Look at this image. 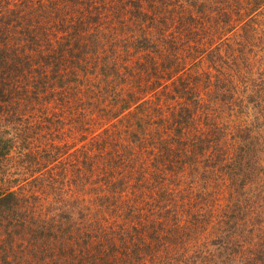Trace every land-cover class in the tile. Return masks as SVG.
Here are the masks:
<instances>
[{
    "label": "trees",
    "instance_id": "obj_1",
    "mask_svg": "<svg viewBox=\"0 0 264 264\" xmlns=\"http://www.w3.org/2000/svg\"><path fill=\"white\" fill-rule=\"evenodd\" d=\"M69 2L74 7L72 10L76 12V15L69 17L71 10L65 12L63 17L51 20V17H55L58 11L63 12L64 8L60 10L59 5V3L62 5V2L0 0L1 122L5 121V124H9L14 120L19 124L29 125L34 121L22 122L23 120H20L21 111L29 112L36 118L34 115L38 108L42 112L47 109L43 106L38 107L37 101L41 98L40 87L43 89L42 92L47 94L45 99L49 98V90L46 89L49 69L46 72V67L54 68L53 72L56 73V67L59 65L51 66L48 63L52 61L51 56L63 52L65 46L71 43L75 36L77 41H80L89 24L97 18L94 17L97 14H93V12H101L105 4V2L97 3L93 0H69ZM23 3L25 8L21 6ZM246 3L250 4L247 13H245V9H241ZM263 3L264 0H222L221 2L203 0L196 8H186L184 13H182V9H176L173 6L168 8V11L165 7L157 8L158 17L160 12L163 15L167 12V19L162 24L161 31L165 33L169 30L167 33L169 39L163 40V43L168 44L165 48L158 50V47H155L158 42H153L157 41L153 39V36L157 34L154 31L160 23L146 22L143 11H140L135 26L132 27L133 31L122 38V52H128L132 46L139 54L136 59L126 61V65L131 69V74L148 75L149 78H146L145 82L149 86L150 83L160 86L161 93H163L161 100L156 95L155 97L147 95L148 91H146L142 95L144 100L139 102L141 98L136 97V93L130 91L129 95L123 94L113 102L114 109L109 113L107 121L98 125L84 118L88 104L86 100L92 95L89 93V88L92 84L98 85L91 79V75L98 74V69H102L104 78L108 80L110 75L117 72V66L115 63L110 65L89 63V61H93V58H90L89 61L85 59V49L86 52L90 50L86 44L80 46L79 50L70 49L72 55L70 65L72 67L67 69L66 77H61V69L58 71L59 81L73 80L80 83L85 79L88 89L81 88L71 95L75 107L79 109L71 118L78 116L80 122L78 125L68 122L63 124H70L74 129L71 134L73 141L63 140V143H57L47 152V171L53 175H55L53 172L58 174L57 177H52L54 179L52 182L60 185L63 189L64 178L66 174H70V183H80L84 187L87 182H90V177L96 173L98 175L97 182L103 184V178L106 187H108L107 189L104 187L106 193L101 197L102 202L108 199L111 210L118 212L121 207L128 206L131 201L129 195L124 196L122 193H117V190L122 191L126 188V194L129 193V190L127 185H122V178H119L121 181H114L109 176H99L97 173L100 165L103 167L104 164L112 163L109 168L103 167L106 175L109 173L112 175L118 167L115 164L117 160L112 157L103 158L107 151H97L98 145L103 141L102 136L105 134L101 131L96 132L97 128L109 131L115 129L129 136L130 143L134 145L129 147L132 152H143V136L151 133L153 135L150 141L151 148L157 151L156 158H163L164 155L170 157L172 153L174 155L182 154L183 159L191 164H197L198 157L202 158L206 153H209L210 156L213 155L211 157L213 161L226 160L225 155L221 157L218 147L223 148V141H226L227 135L230 136L232 133L234 142L236 141L237 145L241 146L242 151L237 153L230 163H226L230 180L227 199L232 204V212L226 213L225 210L218 212L219 208L211 212L213 216L218 215L217 219L223 223L221 233L216 239L219 242L220 251L215 255L213 264H246L245 253L243 252V256L239 253L237 257L236 251L242 243L238 236H243L246 233L252 237L250 232L256 235L257 241H255V252L251 253L248 261L252 264H264V207L253 203L255 197L250 198L252 196V194L248 195L250 186L246 185L250 179L259 180L264 188V161H262L264 159V57H258L253 60L256 63L254 66H248L250 60L253 59L251 56L255 52V46L264 45V32L260 33L259 37L257 28L260 27L256 24L262 22V26L259 25L263 28L261 30H264V17L263 20L258 21L254 19L255 15H252L253 10L256 11ZM49 4L50 9L55 12H48ZM117 5V2L111 5L112 13L115 15L118 11L116 10ZM138 5L143 7L140 2ZM146 9L144 12H148V8ZM185 18L193 22L187 21ZM197 19L201 20L200 26H196L198 25ZM170 20L173 21L172 24H168ZM179 31L182 32V35ZM76 45L78 44L76 43ZM73 46L70 48L73 49ZM190 49L193 53L204 52L208 57L207 63L203 64L202 60L193 62L182 73L175 72L178 74L177 76L165 77L163 75L160 81L150 77L156 73L151 70V65L144 58V50L153 57H160L156 52L161 50L171 54L175 53V50L180 53ZM50 51L51 54H47ZM90 51H94L95 54L99 52L96 48ZM169 64H171L170 61ZM182 66L184 67V65ZM201 85H205L206 96L210 94L220 101L212 100V103H207L209 98L206 96H204L206 97L204 100H201L202 97L194 95L195 87ZM173 98H177V103L171 102ZM230 98L233 103H237L236 106L219 107L225 105V102ZM156 100L161 105H158ZM21 101H24L23 105H21ZM135 103L137 104L134 105ZM202 105L204 108H199ZM234 108L240 109L245 118L233 120L231 117V122L228 121L225 125L216 123L215 130L223 136L222 140L219 141L218 138L210 136L202 129L203 124L200 122L203 121V116L209 114L220 117L223 109L232 111ZM232 114L234 115V113ZM49 119L51 120V117ZM21 126L20 128L15 126L16 130H14L12 138L5 137L0 133V161L3 157L8 156L13 147H26L27 150H31L29 140L33 138V131H30L31 128L28 126ZM9 127L13 128L10 125ZM202 131L205 133L203 134ZM117 152L121 151L118 149ZM216 153L219 155H215ZM114 154L118 155L115 152ZM49 157L53 159H49ZM57 157L59 161L50 166ZM131 161L134 165L136 162L134 154L131 155ZM217 162L216 166L219 163ZM136 164H140L139 159ZM175 171L180 170L176 168ZM217 183L220 184L219 181ZM223 189L224 187L219 199L214 197L218 199L215 205L222 204L220 197ZM111 192L113 193L110 196ZM60 194L59 191L57 199L62 202ZM262 195L264 197V192ZM23 197L18 195L12 184L6 183L0 162V264H42L43 261H46L47 264H61V256L58 253L55 254L54 248L53 250L51 247L49 250L47 249L43 234H54L51 227L52 220L62 221L63 217L71 218L68 205L66 208V203L65 205L60 203L58 208L48 210L49 205L47 204V218L38 219L42 210L38 206L39 210H36V207L28 210L22 203V200L28 197ZM214 198L213 200H215ZM171 202L172 200H168V194L165 193L160 203L149 206L148 214L154 213L155 216H159L162 212L173 211L175 208L170 206ZM262 202L264 203V199ZM132 207L133 205L130 204V209L122 210L121 215L123 214L129 219L128 212L132 210ZM247 217L251 220L254 219L255 226L250 227ZM3 219L6 221L5 223H3ZM45 220H47V224ZM187 224L186 222L178 223L174 229H169L165 236L166 243L181 242L183 233L188 230ZM11 225L13 227H10ZM57 227L61 229L62 225L58 224ZM145 229L143 235L140 233L137 235L138 241L133 245H130L128 240L130 229H126V233L118 235L120 242L126 238V245L123 246L126 247L125 257L130 263L133 253L136 262L146 264L147 260H151V264H165V260L158 256L159 250L163 247L168 251L166 258H171L172 248L170 247L173 245L169 246L165 244V241L161 245L162 235L158 225L150 224ZM162 229L164 230L165 227ZM225 230L226 232H224ZM258 235L259 237H257ZM232 243L238 244L232 246ZM160 245L161 247H159ZM235 247L237 248L234 249ZM199 252V248L195 249L194 258L192 255H188V258L180 261L181 264H199ZM209 255L210 252H205L201 263ZM103 259H105L103 264H119L117 259L110 258L109 255Z\"/></svg>",
    "mask_w": 264,
    "mask_h": 264
},
{
    "label": "rangeland",
    "instance_id": "obj_2",
    "mask_svg": "<svg viewBox=\"0 0 264 264\" xmlns=\"http://www.w3.org/2000/svg\"><path fill=\"white\" fill-rule=\"evenodd\" d=\"M22 1V0H21ZM38 1L39 0H30ZM62 2L60 5V10L63 12H57L55 17H51V20H55L58 17H63L66 13L71 11L74 7L69 2V0H49ZM97 3H104L101 12H93L94 17H97L92 23L89 24L87 31L84 36L81 37L80 41H77L76 36L71 43L66 45L63 52L59 55H52L51 66L59 64L57 72H53L54 68L49 66L46 67L48 71V82L47 88L49 90V98L47 94L45 95L43 89L40 87V99L38 102V107H47L43 112L41 109H37L36 118L29 112L21 111L20 120L22 122H30L29 125L23 123V125L18 121H11L9 124H5L0 121V133L5 137L12 138L15 126L23 127L28 126L30 131H33V138L29 140L30 149L27 150L26 147L19 146L13 147L6 158L1 159V165L3 170V176L6 183L13 185L16 192L20 196L28 197L22 200L23 205L28 208V210L41 209L42 213L38 219L47 218V204L48 210L58 208L60 203L65 205L71 213V218H62V221H51L53 235L43 234L46 239L47 249L51 247L54 248L55 254L61 256V264H103V257L115 258L118 260L119 264L126 263H137L143 264L141 262L134 261V255L130 257V263L125 257L124 250L126 247V238L122 239L118 235L120 233H126V229H130V237L128 238L130 245H133L138 241V234L144 233L145 228L150 224L158 225L160 227V233L162 235L160 242L161 245L165 241V244L172 246L171 258H166L167 252L161 245L159 247L158 256L164 259L165 264H181V260L188 258V255H192L195 249L200 250L198 259L199 264L202 261V256L205 252H210V255L201 264H213L215 255L220 251L218 247L217 237L220 235L223 223L217 219V216L211 214L212 211L220 209L218 212H232V204L229 203L228 197V186L230 184L229 174L226 169V163H230L233 157L240 153L241 146L237 145V142L233 140L232 133L230 136L227 135L228 139L223 141V148L218 147L220 155L226 156V160L222 159V162L218 160L213 161L209 153L203 154L202 158L199 156L196 163L191 164L190 162L183 159L182 154L174 155L171 154L170 157L156 158V150H153L151 145V139L153 135L151 133L143 136V152H132L131 148L134 146L131 144L129 136L120 133L117 130H104V128H97L96 132L105 133L102 136L103 141L98 145L97 151L106 152L103 158L112 157L117 160L116 172L112 175L105 172V167L109 168L112 163L104 164L103 167L100 165L97 169V173L100 175L109 176L111 180L121 181L122 185L128 186L129 193H125L124 190H117V193H122L124 196L129 195L128 206L121 207L120 211L113 212L109 205L110 201L102 202L101 197L106 193L105 180L102 178L103 184L97 182L98 175L94 173L90 177V182H87L83 187L80 183H70L71 175L66 174L63 183V189L60 185L53 183L52 177H57L58 174L53 172L55 175L47 171V152L50 151L57 143H63V140L73 141L71 134L73 130L70 124L64 125V122L71 124H77L80 122L78 116L71 118L78 112V108L75 107L74 100L71 95L74 91L81 88L88 89V84L84 79L80 83H76L73 80L62 82L59 81L58 71L61 69V77L67 76V69L71 68L70 65L72 55L71 50H79V47L86 44L87 47L92 49H98L99 52L96 54L94 51L88 50L84 52L85 59L89 61L93 58V61L89 63L96 65H110L115 63L117 66V72L108 77V80L104 78L102 69H98V74L91 75V79L95 81L96 84H92L89 88V93L92 94L87 98V107L85 110L84 118L89 120L95 125L105 123L109 116V113L114 109L113 102L121 97L123 94L129 95L130 91L136 93V97L141 98L139 102L144 100L142 96L147 92V95L155 97V95L161 100L162 94L160 86L157 84H151L150 86L145 82L149 78L146 74L134 75L131 74V69L127 67L126 61L130 59H136L139 54L130 46L128 52H122L123 41L122 38L128 36L135 26L136 18L140 11H143L144 20L146 22H151L159 24L158 28L154 33L153 39L158 42V49L165 48L168 43L163 40L169 39L167 30L165 33L161 31L162 24L167 19L165 12L164 15L157 12V8L161 9L165 7L168 8L182 9V13L186 8H196L197 5L203 2V0H93ZM143 7H141L139 2ZM222 0H213V2ZM118 3L116 10H118L116 15L112 13L111 5ZM165 3V4H163ZM11 4V3H10ZM163 5V6H162ZM24 6V3L21 4ZM250 4H244L241 9H245V13L248 12ZM109 7V8H106ZM148 8V12L146 11ZM253 9V8H252ZM243 11V10H242ZM255 15L254 19L260 21L264 17V3L259 8L253 10ZM252 11V12H253ZM48 12H55L50 9ZM244 13V12H243ZM250 13V12H249ZM76 15V12L72 10L69 13V17ZM251 15V16H252ZM49 16H51L49 14ZM164 17V18H163ZM187 21H191L188 18ZM197 21L196 26L201 25V20ZM193 22V21H191ZM173 21H169L168 24H172ZM188 24V23H186ZM260 28H257L260 33L263 34L264 30L262 22L256 23ZM132 28V29H129ZM180 35L182 32L179 31ZM165 40V41H166ZM76 43L78 45H76ZM201 44V43H199ZM74 45V46H73ZM74 47L73 49L70 47ZM76 47V48H75ZM71 49V50H70ZM156 50V51H157ZM162 52V53H160ZM47 54H51L47 52ZM119 54V57H117ZM160 57H153L147 54V51H143V56L150 66L151 70L156 73V75H150V77L157 78V81L162 80V76L175 77L182 73L186 68L190 66L191 63L196 61H203L207 63V55L204 52L193 53L190 50H185L183 52H177L168 54L167 51L156 52ZM200 56V57H199ZM253 59L250 60L248 66H254L256 63L253 60L264 57V45L255 46V52L252 53ZM201 58V59H200ZM83 59V58H82ZM81 59V60H82ZM84 59V60H85ZM169 61L171 64H169ZM184 65V67L182 66ZM176 70V71H175ZM179 71V72H178ZM175 72H178L176 74ZM214 72V71H213ZM63 80V78H62ZM67 87V88H66ZM150 87V88H149ZM205 85L196 86L194 90V95L202 97L204 100L206 97L209 98L207 103H212L213 101H220L214 98L212 95L206 96ZM206 96V97H204ZM86 98V97H85ZM211 99V100H210ZM177 98H173L172 103H177ZM138 102V103H139ZM158 105H161L156 100ZM24 101H21V105ZM135 103L134 105H136ZM237 103H233L231 98L225 102V105L219 106L223 108L227 105L236 106ZM199 108H204L200 106ZM239 112L238 114H236ZM253 112V111H252ZM234 113V115L232 114ZM254 113V112H253ZM30 116V117H29ZM249 116V115H248ZM51 117V120L49 119ZM231 117L233 120H242L245 118L244 113L240 109H235L232 111H227L223 109V113L220 117H214L212 115L203 116V121L200 122L202 129L209 133L210 136L216 137L222 140L221 135L215 130V124L221 123L225 125L231 122ZM15 126H14V125ZM7 125V126H6ZM12 126L13 128L9 127ZM124 129V128H123ZM201 131V130H198ZM204 134L205 132L202 131ZM31 137L32 135L29 134ZM225 140V138H223ZM19 142V140H17ZM18 147V148H17ZM121 152H117V150ZM113 151V152H112ZM117 153L118 155L113 153ZM134 154L136 157V162L139 159L140 164H132L131 155ZM109 155V156H108ZM219 155V154H215ZM141 158V159H140ZM49 159H53L49 157ZM58 159V157H57ZM54 159V162L50 164L53 166L59 159ZM203 160V161H202ZM119 161V163H118ZM164 161V162H163ZM219 163H218V162ZM235 161V160H234ZM264 161V159H262ZM218 163V166L215 163ZM114 164V165H115ZM184 166V168H182ZM61 168V166H60ZM178 168L180 171H175ZM218 168V169H217ZM144 171V172H142ZM217 181L220 182L218 185ZM246 185L250 186L248 189V195L252 194L250 198H254V204L257 203L259 206L264 207L262 202L264 188L259 180H248ZM223 189V193L220 199L222 204L215 205L218 202L220 193ZM230 187V186H229ZM108 187H106L107 189ZM65 189V191H64ZM60 191L62 202H59L57 197ZM113 192L110 193V196ZM168 194V200H172L170 206L175 208L173 211L165 213H160L159 216H155L154 213L148 214V208L151 204L160 203L164 194ZM227 194L226 196H224ZM214 197H218L215 199ZM24 198V197H23ZM213 198L215 200H213ZM102 202V203H101ZM45 203V205H43ZM130 204L133 205L132 210L129 213V219L121 215V211L125 209H130ZM39 209H38V207ZM32 207V208H31ZM161 210V209H160ZM159 210V211H160ZM160 219V222H159ZM196 220V222H195ZM244 220V219H243ZM248 224L250 227L255 226V221L252 218L247 217ZM6 221L3 219V223ZM188 223V230L183 233L181 242L166 243L165 240L166 233L169 229H174L178 223ZM16 223V221H14ZM47 224V220H45ZM127 223V224H126ZM219 223V224H218ZM61 224V229H58L57 225ZM10 227H13L12 225ZM35 227V226H34ZM162 227H165L163 230ZM1 228V224H0ZM165 232V233H164ZM226 232V230L224 231ZM264 233V229H263ZM251 236L245 233L243 236H238L239 240L242 242L240 248L236 251V256L239 253L243 256L245 253L244 260L246 264H252L248 261V258L255 252V241L256 235L250 232ZM56 235V236H55ZM246 236V237H245ZM168 237V236H167ZM259 237V235L257 236ZM1 238V236H0ZM120 242V243H119ZM240 243V242H239ZM238 243H232V246H236ZM49 246V247H48ZM235 247L234 249H236ZM64 249V250H60ZM28 252V251H26ZM244 252V253H243ZM29 253V252H28ZM94 255L96 256L94 258ZM131 256V255H130ZM59 258V257H58ZM94 258V259H93ZM59 259V260H60ZM238 260V258H237ZM26 261V260H25ZM58 262V260H56ZM239 261V260H238ZM151 260H147L146 264H151ZM25 263V262H24ZM59 263V262H58ZM38 264V263H36ZM42 264H47L43 261Z\"/></svg>",
    "mask_w": 264,
    "mask_h": 264
}]
</instances>
